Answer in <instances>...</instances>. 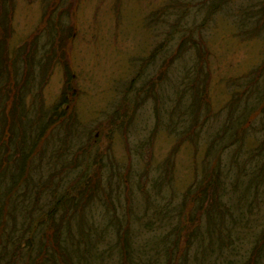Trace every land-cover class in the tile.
<instances>
[{"label":"trees","instance_id":"16d2710c","mask_svg":"<svg viewBox=\"0 0 264 264\" xmlns=\"http://www.w3.org/2000/svg\"><path fill=\"white\" fill-rule=\"evenodd\" d=\"M231 1L181 5L173 0L150 20L172 42L190 40L202 22L221 15L232 21L236 37L264 44L263 3L233 13L229 9L240 3L230 6ZM3 2L0 264H264V50L253 69L226 82L229 98L217 112L205 94L211 54L204 44L184 42L187 61L174 59L180 61L178 68L163 60L155 64L168 76L155 79L158 89L174 86L173 97L161 98L155 109L163 110L171 123L164 128L179 140L165 164L155 166L153 187L131 190L135 196L123 212L122 181L105 168L106 156L90 146V132L63 120L59 104H45L43 87L52 65L59 63L52 44L59 34L55 20L51 15L45 23V44L35 40L26 52L23 44L8 55L10 0ZM142 82L153 86L152 79ZM163 102L169 103L166 110ZM118 118L115 126L122 127L126 119ZM201 134V159L179 194L167 172L173 167L172 153L180 145L192 146Z\"/></svg>","mask_w":264,"mask_h":264},{"label":"rangeland","instance_id":"374dc122","mask_svg":"<svg viewBox=\"0 0 264 264\" xmlns=\"http://www.w3.org/2000/svg\"><path fill=\"white\" fill-rule=\"evenodd\" d=\"M172 1L10 0L7 11L6 23L11 31L5 40V53L11 56L23 44L28 46L24 52L35 40L45 44V23L51 15V20H55L53 28H58L59 34L52 44L56 43L53 54L59 63L52 65L43 87L45 104H59L57 113L63 120L76 122L80 131L85 128L84 132H90L87 136L91 138L90 146L106 156L109 166L105 168L114 171L115 177L122 181L124 189L119 202L123 204V212L132 204L129 203L133 195L131 190L141 187L143 192L153 187L154 167L165 164L179 140L164 128L171 123L163 110L155 109V103L160 106L161 98L173 97L174 89L170 82L171 85L158 89L155 79L164 73L160 72L161 64H155L163 60L169 67L171 64L178 68L180 61H187L184 54L188 47L181 48L184 42L190 44L189 47L204 44L211 54L205 94L210 97L213 111L217 112L229 98L226 82L245 75L263 56L262 40L239 39L232 21L221 15L202 22L200 33L190 40L178 37L170 42L164 39L165 30L156 28L150 16ZM174 1H181L182 5L187 0ZM239 3V7L229 10L234 13L249 4L264 5V0H232L230 6ZM3 5L2 0V19L6 17ZM165 47L168 52H163ZM178 56L183 58L174 62ZM22 58L25 63L24 56ZM167 78L165 74L162 77ZM142 79H152L153 86L143 84ZM159 91L162 94L154 101L153 96ZM163 105L166 110L169 103L163 102L161 107ZM118 117L126 119L122 127L115 126L121 122ZM204 146L201 134L192 146L180 145L172 153L173 167L167 172H170L171 186L179 194L191 182ZM113 213L121 216L120 210ZM74 224L72 228H76ZM68 225L70 227V220Z\"/></svg>","mask_w":264,"mask_h":264},{"label":"bare ground","instance_id":"6f19581e","mask_svg":"<svg viewBox=\"0 0 264 264\" xmlns=\"http://www.w3.org/2000/svg\"><path fill=\"white\" fill-rule=\"evenodd\" d=\"M155 170H156V168L154 167L153 171H155Z\"/></svg>","mask_w":264,"mask_h":264}]
</instances>
